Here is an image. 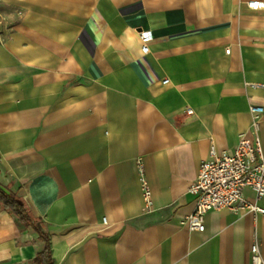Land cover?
I'll return each mask as SVG.
<instances>
[{
  "label": "crops",
  "instance_id": "obj_1",
  "mask_svg": "<svg viewBox=\"0 0 264 264\" xmlns=\"http://www.w3.org/2000/svg\"><path fill=\"white\" fill-rule=\"evenodd\" d=\"M249 104L264 108V0H0V187L44 222L53 264H253V244L264 264V214L181 223L212 145L244 133L264 152ZM44 247L0 207V264Z\"/></svg>",
  "mask_w": 264,
  "mask_h": 264
},
{
  "label": "built area",
  "instance_id": "obj_2",
  "mask_svg": "<svg viewBox=\"0 0 264 264\" xmlns=\"http://www.w3.org/2000/svg\"><path fill=\"white\" fill-rule=\"evenodd\" d=\"M245 3L252 10L259 6V0H245ZM138 34L141 51L146 53L149 49L148 42L151 40L150 32L140 30ZM225 52L228 53L229 49ZM167 81L165 78L162 83ZM248 108L251 126L257 128L264 108L256 104H249ZM186 112L191 114L192 109L187 108ZM138 164L144 212H149L152 206L151 189L141 163ZM245 189L254 193V202L248 201L244 194ZM187 194L192 198L194 207L191 213L182 218L181 223L189 230L203 231L205 217L212 211L229 209L264 214V208L258 204L264 197V152L259 139H250L242 133L230 150L217 152L212 145L209 158L200 163L197 176L188 187ZM250 251L252 263L262 264L257 244H253Z\"/></svg>",
  "mask_w": 264,
  "mask_h": 264
},
{
  "label": "trees",
  "instance_id": "obj_3",
  "mask_svg": "<svg viewBox=\"0 0 264 264\" xmlns=\"http://www.w3.org/2000/svg\"><path fill=\"white\" fill-rule=\"evenodd\" d=\"M0 207L9 212L19 228H31L38 234V238L44 242V250L35 256L34 261L37 264H53L44 222L32 215L25 202L19 196L12 192H5L1 187Z\"/></svg>",
  "mask_w": 264,
  "mask_h": 264
}]
</instances>
